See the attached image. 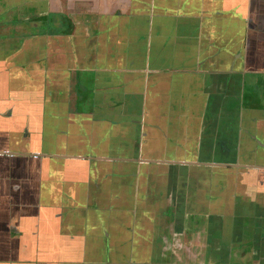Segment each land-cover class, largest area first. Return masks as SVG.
Here are the masks:
<instances>
[{"label":"crops","instance_id":"crops-1","mask_svg":"<svg viewBox=\"0 0 264 264\" xmlns=\"http://www.w3.org/2000/svg\"><path fill=\"white\" fill-rule=\"evenodd\" d=\"M181 251L264 264V0H0V264Z\"/></svg>","mask_w":264,"mask_h":264},{"label":"flooded vegetation","instance_id":"flooded-vegetation-1","mask_svg":"<svg viewBox=\"0 0 264 264\" xmlns=\"http://www.w3.org/2000/svg\"><path fill=\"white\" fill-rule=\"evenodd\" d=\"M235 261H237V259L231 258L228 264L235 263ZM169 264H198V263L191 262V260L187 259L184 253L181 251L178 252L177 257H172ZM202 264H208V263H202Z\"/></svg>","mask_w":264,"mask_h":264},{"label":"rangeland","instance_id":"rangeland-1","mask_svg":"<svg viewBox=\"0 0 264 264\" xmlns=\"http://www.w3.org/2000/svg\"><path fill=\"white\" fill-rule=\"evenodd\" d=\"M220 259H223V258L221 257ZM216 260H219V259H218V258H216ZM222 264H224V263H222Z\"/></svg>","mask_w":264,"mask_h":264}]
</instances>
